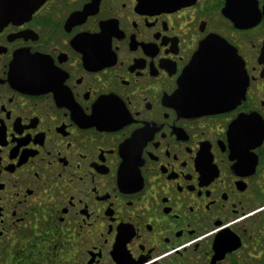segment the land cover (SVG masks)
<instances>
[{
    "label": "flooded vegetation",
    "instance_id": "af4514ba",
    "mask_svg": "<svg viewBox=\"0 0 264 264\" xmlns=\"http://www.w3.org/2000/svg\"><path fill=\"white\" fill-rule=\"evenodd\" d=\"M0 264H264V0H42L4 26Z\"/></svg>",
    "mask_w": 264,
    "mask_h": 264
},
{
    "label": "water",
    "instance_id": "95a60500",
    "mask_svg": "<svg viewBox=\"0 0 264 264\" xmlns=\"http://www.w3.org/2000/svg\"><path fill=\"white\" fill-rule=\"evenodd\" d=\"M41 1L42 0H0V30L10 22H15L20 18L23 19L31 16V14L39 6ZM199 57L200 55L197 58H195V60L192 63L193 65L189 67V70L186 74L187 80L190 79L192 75L196 74V71L204 72L203 70L198 69V67H201L202 65V67L205 69L206 66L209 64L207 60L198 61L197 59ZM200 79L201 78H198V80ZM187 86L191 90L202 89V92L210 88L209 86L204 85L203 82H198L197 84H195L194 82V84H189ZM198 93L200 95V92ZM192 95L195 96V94L193 93ZM198 105L207 108L213 106H222L223 103H219V102L212 103L208 101L200 103L199 101H197V106Z\"/></svg>",
    "mask_w": 264,
    "mask_h": 264
}]
</instances>
